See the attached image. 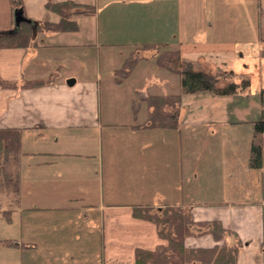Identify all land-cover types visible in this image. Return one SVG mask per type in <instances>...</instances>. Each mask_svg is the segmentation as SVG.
Masks as SVG:
<instances>
[{
	"label": "crops",
	"instance_id": "crops-1",
	"mask_svg": "<svg viewBox=\"0 0 264 264\" xmlns=\"http://www.w3.org/2000/svg\"><path fill=\"white\" fill-rule=\"evenodd\" d=\"M63 3L73 5L76 31L41 29L28 47L0 48L9 84L0 87V131L20 136L0 169L14 185L0 194V212L16 229L0 264L6 255L7 264H135L137 250L167 246L135 207L184 210L193 224L186 248L237 244L236 264H264V133L262 165L249 166L254 126L264 122V0H19L14 10L0 0V30L58 24L48 6ZM161 50L239 87L184 94L175 126L145 129V99L181 90L156 63ZM100 56L118 62L105 83ZM36 82L44 84L26 86ZM104 85L130 89L103 101ZM214 221L227 233L218 242L208 233Z\"/></svg>",
	"mask_w": 264,
	"mask_h": 264
},
{
	"label": "trees",
	"instance_id": "trees-1",
	"mask_svg": "<svg viewBox=\"0 0 264 264\" xmlns=\"http://www.w3.org/2000/svg\"><path fill=\"white\" fill-rule=\"evenodd\" d=\"M12 9H16L19 0H10ZM48 8L58 13L61 20L58 24H43L39 23H23L16 31H1L0 30V48H25L32 42V36L37 31L43 29L47 32H74L77 30V25L70 19L73 5L69 3L49 5ZM156 45L145 46L150 48ZM128 62V71H124V76L127 77L133 69L136 60L130 58ZM156 63L159 67L167 70L172 74L180 76L182 94L177 96H150L145 99L148 113V124L145 129H161L168 128L169 124L173 127L174 122L179 115V106L181 95L195 94L200 92H211L216 95H229L236 92L238 85L229 83L221 86L220 81L225 76H213L200 71H195L186 66L178 52L161 51L157 54ZM132 66V67H131ZM44 82L29 83L26 86H41ZM8 83L0 81V87H8ZM135 115V114H134ZM167 118V121H163ZM264 122H257L254 126L253 138L251 141V153L249 159L250 168H257L263 162V140ZM20 136L16 131H0V152L19 151ZM149 208L135 207L133 214L135 218L152 222L156 225L158 235L162 240L167 242V246L158 247L154 251L137 250L135 252V264H236V255L238 245L225 244L222 247L215 246L213 248H196L188 249L184 245L187 237L193 233L191 231L192 221L181 209H165L161 215L151 213ZM0 219L6 223H10L9 211H1ZM207 223H203L206 225ZM211 228L208 231L213 239L218 242L227 234L217 221L212 222ZM0 246L14 247L12 241L0 242Z\"/></svg>",
	"mask_w": 264,
	"mask_h": 264
},
{
	"label": "rangeland",
	"instance_id": "rangeland-1",
	"mask_svg": "<svg viewBox=\"0 0 264 264\" xmlns=\"http://www.w3.org/2000/svg\"><path fill=\"white\" fill-rule=\"evenodd\" d=\"M161 51H163V50H161ZM157 57V56H156ZM97 63H98V65H100V74H101V78H102V82L103 83H105L104 82V79L106 78V76H107V73H108V68H109V66H111V65H113V64H118V62H116L115 61V59L114 58H108V57H105V56H100L99 57V60H97ZM167 72V71H166ZM167 73H169V72H167ZM254 75H252V77H256V72L254 71V73H253ZM170 75H173L172 76V80H174L175 79V81L178 83V80H179V78H180V76L179 75H177V74H170ZM179 77H177V76ZM223 76H225V78H226V76L227 75H223ZM218 77H220V76H218ZM171 80V79H170ZM171 80V82L172 83H174L173 81ZM257 80H255V82H256ZM139 82V81H138ZM221 82V81H220ZM180 84H181V82H180ZM128 89H130V86L129 87H125L124 89H121V90H119V91H112V90H109V89H107L106 87H105V85H104V87L102 88V91H101V97H102V99H103V101H105L107 98H111L112 96L113 97H116V96H118V97H123V96H125L126 95V92H124L125 90L128 92ZM182 90V89H181ZM180 90V93H179V95L180 94H182V91ZM135 92V91H134ZM158 92H160V91H158ZM158 92H153V91H150V93H152V94H158ZM171 92H174V89H172L171 90ZM175 92H179V89L177 88V91H175ZM138 94H140V91H138ZM141 95V94H140ZM175 96H177V95H175ZM182 96V95H181ZM140 97V96H139ZM138 97V98H139ZM119 103V102H118ZM147 106V105H146ZM121 106L119 105L118 106V104H116V105H114L113 106V113H114V115H115V117L117 118L119 115H121ZM168 119L167 118H164L163 119V121H167ZM168 122V121H167ZM118 124H125L124 123V121L122 120V121H119L118 122ZM161 129H163V128H161ZM11 154H13L14 155V153L13 152H0V169H3V168H8V166L10 165V162H9V156ZM8 176H3V175H0V194H2V193H7V192H9V189H10V191H12V190H14V185H12V183H10L11 185H8L9 183L7 182L8 180ZM168 209H170V210H175V208L174 209H172V208H168ZM151 213H153V212H151ZM158 215H161V214H158ZM15 230V231H14ZM16 235V229L15 228H12V227H9L8 225H7V223H5V222H1L0 221V242H4V241H12L11 239L14 237ZM3 250L2 249H0V252H2ZM4 252V251H3ZM4 253H7V251L6 252H4ZM7 256V258H6V261H5V264H7V262L9 263V260L10 259H12V257H9L8 255H6ZM1 263V262H0Z\"/></svg>",
	"mask_w": 264,
	"mask_h": 264
},
{
	"label": "water",
	"instance_id": "water-1",
	"mask_svg": "<svg viewBox=\"0 0 264 264\" xmlns=\"http://www.w3.org/2000/svg\"><path fill=\"white\" fill-rule=\"evenodd\" d=\"M15 22H16V27H18L19 24L22 22V17H20L19 14H16Z\"/></svg>",
	"mask_w": 264,
	"mask_h": 264
}]
</instances>
